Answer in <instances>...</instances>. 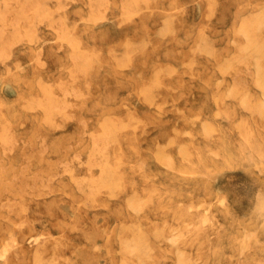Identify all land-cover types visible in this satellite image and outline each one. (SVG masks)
<instances>
[{
	"label": "rangeland",
	"instance_id": "rangeland-1",
	"mask_svg": "<svg viewBox=\"0 0 264 264\" xmlns=\"http://www.w3.org/2000/svg\"><path fill=\"white\" fill-rule=\"evenodd\" d=\"M95 1L0 0V264H264V0Z\"/></svg>",
	"mask_w": 264,
	"mask_h": 264
},
{
	"label": "bare ground",
	"instance_id": "bare-ground-1",
	"mask_svg": "<svg viewBox=\"0 0 264 264\" xmlns=\"http://www.w3.org/2000/svg\"><path fill=\"white\" fill-rule=\"evenodd\" d=\"M26 1L28 2V0H26ZM58 1H62V0H58ZM91 1H92V0H91ZM98 1H100V0H98ZM98 1L96 0L95 3H99ZM101 1H102V0H101ZM122 1H123V0H122ZM122 1H120V3H121ZM125 1H127V0H125ZM143 1L145 2V0H143ZM14 2L16 3V1H14ZM31 2H33V1H31ZM36 2H38V0H36ZM42 2H43V0H42ZM42 2H41V3H42ZM102 2H103V1H102ZM129 2H130V1H129ZM211 2H212V1H211ZM33 3H34V2H33ZM59 3H60V2H59ZM59 3H58V4H59ZM62 3H63V2H62ZM122 3H125V2H122ZM122 3H121V4H122ZM130 3H131V2H130ZM28 4L30 5V4H32V3H29V2H28ZM47 4H48V3H47ZM47 4L45 3V5H47ZM60 4H61V3H60ZM100 4H101V3H100ZM263 4H264V3H263ZM18 5L21 6L22 4L19 3ZM43 5H44V3H43ZM124 5L127 6L128 4L126 3V4H124ZM35 6H36V5H35ZM35 6H34V7H35ZM39 6H40V3H38V10H36V7L34 8L36 12L39 11ZM128 6H131V4L128 5ZM22 7H23V6H22ZM22 7H21V8H22ZM32 7H33V6H32ZM43 7L46 8L47 6H43ZM43 7H42V9H43ZM60 7H62V6L60 5ZM60 7L58 6V7H56V8L58 9V8H60ZM63 7H64V6H63ZM94 7H95V4H94ZM122 7H123V4H122ZM122 7H121V8H122ZM132 7H133V6H132ZM18 8H19L18 11H17V10H16V11L19 13V11H20V7L18 6ZM48 8H49V5H48ZM95 8H96V7H95ZM124 8H125V7H124ZM0 9H1V8H0ZM9 9H10V8H9ZM15 9H17V8H15ZM34 9H33V10H34ZM42 9H41V11H42ZM50 9H51V8H50ZM90 9H91V8H90ZM127 9H128V7H127ZM130 9H131V7H130ZM132 9H133V8H132ZM261 9H262V8H261ZM45 10H47V9H45ZM45 10H44V11H45ZM48 10H49V9H48ZM48 10H47V11H48ZM124 10H125V9H124ZM0 11H1V10H0ZM16 11H15V12H16ZM21 11H22V9H21ZM44 11H42V13H43ZM47 11H46V12H47ZM49 11H51V10H49ZM49 11H48V13H49ZM12 12H13V11H12ZM12 12H11V13H12ZM32 12H34V11H32ZM46 12H45V13H46ZM126 12H127V11H126ZM126 12H125V13H126ZM128 12H129V11H128ZM134 12H135V11H134ZM259 12H260V11L257 10V12H255V13H259ZM6 13H9V12H6ZM18 13H16V14H18ZM26 13H27V12H26ZM26 13H25V14H26ZM132 13H133V12H132ZM209 13H210V12H209ZM211 13H212V12H211ZM16 14H15V19H16V17L18 16V15L16 16ZM21 14L23 15L22 12H21ZM34 14H35V13H34ZM39 14H40V12H39ZM49 14H50V13H49ZM121 14H122V12H121ZM121 14H120V15H121ZM246 14H247V13H246ZM19 15H20V14H19ZM46 15H47V14H46ZM50 15H51V14H50ZM256 15H258V14H256ZM256 15L254 14V16H256ZM262 15H263V13H262ZM28 16H30V15H28ZM40 16H42V15H40ZM48 16H49V15H48ZM52 16H53V14H52ZM52 16H51V17H52ZM87 16H88V15H87ZM23 17H25L26 19L23 18ZM23 17H22V16H20V17L18 16L17 19H19V18H23V19H25V20H24V22H25L28 18H30V17H26V16H23ZM38 17H39V16H38ZM43 17L45 18V15H44ZM49 17H50V16H49ZM59 17H60V16H59ZM95 17H96V15H95ZM5 18H6V17H5ZM82 18H83V17H82ZM252 18H253V17H252ZM254 18H255V17H254ZM257 18H258V16H257ZM260 18H262V20H264V15H263V17L261 16V17H259V19H258V20L261 22V19H260ZM12 19H13V18H12ZM15 19H14V20H15ZM122 19H123V18H122ZM6 20L8 21V20H10V19H6ZM32 20H34V19H32ZM32 20H31V21H32ZM60 20H62V18H60ZM254 20H255V19H254ZM254 20H253V19H252L251 21L249 20V22L252 23V21L254 22ZM258 20H256V21H258ZM7 21H6V22H7ZM12 21H13V20H12ZM18 21H20V20H18ZM27 21H28V20H27ZM27 21H26V22H27ZM38 21H39V20H38ZM242 21H243V20H242ZM256 21H255V22H256ZM1 22H2V21H1ZM8 22H9V21H8ZM14 22H16V21H14ZM122 22H124V21H122ZM245 22H246V21H245ZM255 22H254L253 25L256 26V24H257L258 22H257V23H255ZM263 22H264V21H263ZM4 23H5V22H4ZM12 23H13V22H12ZM12 23L10 22L9 24H12ZM30 23H31V22H30ZM32 23H33V22H32ZM42 23H43V22H42ZM60 23H61V22H60ZM120 23H121V21H120ZM243 23H244V21H243ZM28 24H29V22H28ZM50 24H51V23H50ZM52 24H53V23H52ZM61 24H62V23H61ZM248 24H249V23H247V30H248V31H247V34L249 35V34H251V32H249V31H251V30H253V29H251V30L248 29V28H250V26H249ZM260 24H261V23H260ZM5 25H6V23H5ZM16 25H17V24H16ZM29 25H30V24H29ZM118 25H119V24H118ZM244 25H245V24H244ZM250 25H251V24H250ZM253 25H252V26H253ZM7 26H8V23H7ZM13 26H15V24H14ZM52 26H53V25H52ZM59 26H60V25H59ZM252 26H251V28H254V29H255L256 27H258V26H256V27H252ZM262 26H263V25H262ZM262 26H260V27H261L260 29H262V28L264 27V26H263V27H262ZM31 27H32V26H31ZM50 27H51V25H50ZM11 28H13V27L11 26ZM15 28L17 29V26H15ZM25 28H26V27H25ZM27 28H28V27H27ZM29 28H30V27H29ZM53 28H54V26H53ZM62 28H63V27H62ZM30 29H33V28H30ZM30 29H28V30H30ZM260 29H259V30H260ZM13 30H15V29L13 28ZM62 30H63V29H62ZM256 30H257V29H256ZM262 30H263V29H262ZM262 30H261V31H262ZM25 31H26V30H25ZM31 31H33V30H31ZM261 31H260V32H261ZM10 32H11V34H12V36H13L14 33L17 34L18 29H17L16 31H13V32H12V30H11ZM10 32H8V33L10 34ZM34 32H36V30H35ZM248 32H249V33H248ZM253 32H255V31H254V30L252 31V34H253V36H254V33H253ZM256 32H257V31H256ZM262 32H263V31H262ZM28 33H29V31H28ZM30 33H31V32H30ZM62 33H64V32L62 31ZM258 33H259V31L257 32V35H258ZM263 33H264V32H263ZM2 34H3V33H2ZM11 34L8 35V37H10ZM18 34H20V33H18ZM31 34H33V32H32ZM34 34H35V33H34ZM60 34H61V33H60ZM64 34H66V33H64ZM14 35H15V34H14ZM29 35H30V34H29ZM255 35H256V34H255ZM257 35H256V36H257ZM30 36H31V35H30ZM30 36H29V37H30ZM65 36H66V35H65ZM203 36H204V35H203ZM8 37H7V38H8ZM13 37H14V36H13ZM13 37H11L12 40H13ZM17 37H19V35H18ZM29 37H28V38H29ZM74 37H75V36H74ZM200 37H201V36H200ZM257 37L259 38V36H257ZM260 37H261V36H260ZM5 38H6V37H5ZM7 38H6V39H7ZM15 38H16V37H15ZM58 38H59V37H58ZM62 38H63V37H62ZM203 38H205V39L207 40V38H209V37H208V36H207V37L205 36V37H203ZM203 38H202V40H204ZM254 38H255V37H254ZM263 38H264V37H263ZM263 38H262V39H263ZM71 39H73V42H74V40H76V39H74V38H72V37H71ZM71 39H70V40H71ZM249 39L251 40V42L254 41L253 38L251 39V38L249 37ZM259 39H260V38H259ZM0 40H1V39H0ZM8 40H9V39H8ZM14 40H15V39H14ZM28 40H30V39H28ZM28 40H27V41H28ZM31 40H32V39H31ZM210 41H211V40H210ZM244 41H245V40H244ZM244 41H243V43H244L245 45L249 44V43H247V42L245 43ZM258 41H259V40H258ZM12 42H13V41H12ZM15 42H16V41H15ZM17 42H18V41H17ZM17 42H16V43H17ZM30 42H32V41H30ZM30 42H29V43H30ZM202 42H203V41H202ZM212 42H213V41H212ZM212 42H211V43H212ZM4 43H5V42H4ZM4 43H3L2 46H4ZM71 43H72V40H71ZM77 43H78V42H77ZM204 43H205V42H204ZM208 43H209V42H208V40H207L206 43H205L204 45H206V46L208 47V45H207ZM243 43H242V44H243ZM254 43H256V42L254 41ZM257 43H258V42H257ZM1 44H2V43H1ZM10 44H11V43H10ZM201 44H202V45H201V47H202V46H203V43H201ZM242 44H239V45L242 46ZM244 44H243V45H244ZM260 44H263V43H260ZM5 45H6V43H5ZM7 45H8V44H7ZM11 45H12V44H11ZM209 45H210V44H209ZM237 45H238V44H237ZM257 45H258V44H257ZM2 46H0V47H1V49L3 50L4 47H2ZM71 46H72V45H71ZM240 46H239V50L241 49ZM263 46H264V45H263ZM136 47H138V46L136 45ZM209 47H210V48L213 47V44H212V46L210 45ZM237 47H238V46H237ZM259 47H260V46H258V48H259ZM8 48H9V47H8ZM250 48H251V47H250ZM261 48H262V47H261ZM261 48H259V49H261ZM123 49H126V48H123ZM123 49L121 50L122 52H123ZM134 49H135V47H134ZM201 49H202V48H201ZM252 49H253V48H252ZM109 50H110V49H109ZM135 50H136V49H135ZM202 50H203V49H202ZM206 50H207V48L205 49V52H206ZM209 50H210V49H209ZM212 50H213V49H212ZM212 50H211V52H212ZM3 51H4V50H3ZM110 51H111V50H110ZM124 51H125V50H124ZM259 51H260V50H259ZM259 51H258V52H259ZM4 52H6V49H5ZM239 52H240V51H239ZM0 53H1V51H0ZM6 54H7V53H6ZM124 54H125V52H124ZM237 54L239 55V53H237ZM1 55H3V52L1 53ZM113 55L117 56L116 54H113ZM4 56H5V55H3V57H4ZM7 56H9V53L7 54ZM7 56H6L5 58H7ZM78 56H79V55H78ZM249 56H250V55H249ZM253 56H254V54H253ZM263 56H264V55H263ZM263 56H262V57H263ZM112 57H113V56H112ZM79 58H80V57H79ZM227 58H228V57H227ZM250 58H251V57H250ZM81 59H82V57H81ZM225 59H226V58H225ZM232 59H233V58L231 57L230 60H232ZM236 59H237V58H235V59H233V60H236ZM258 59L261 60V55H260V58L258 57ZM262 59H264V58H262ZM121 60H122V59H121ZM123 60L126 62V58H125V59L123 58ZM123 60H122V61H123ZM192 60H193V59H192ZM195 60H196V59H195ZM226 60H227V59H226ZM233 60H232V61H233ZM239 60H240V61H239ZM247 60H248V58H247ZM1 61H3V60H1ZM40 61H41V60H40ZM82 61H83V59H82ZM124 61H123V62H124ZM193 61H194V60H193ZM193 61H191V63H193ZM227 61H228V60H227ZM232 61H229V62L231 63ZM243 61H244V58H243ZM245 61H246V60H245ZM250 61H251V60H250ZM252 61H253V60H252ZM261 61H262V60H261ZM12 62H13V61H12ZM80 62H81V61H80ZM229 62H228V64H229ZM236 62H239V63H240V62H241V59L238 58V60H237ZM39 63H40V62H39ZM83 63H84V61H83ZM98 63H99V62H98ZM239 63H238V64H239ZM241 63H242V62H241ZM243 63H244V62H243ZM44 64H45V63H44ZM44 64H43V65H44ZM232 64H233V63H232ZM260 64H261V63H259L258 66H259ZM14 65H15V64H14ZM43 65H42V66H43ZM219 65H220V64H219ZM233 65H234V64H233ZM246 65H247V64H246ZM248 65H249V64H248ZM261 65H262V64H261ZM263 65H264V64H263ZM74 66H75V65H74ZM87 66H88V64H87ZM230 66H231V65H230ZM230 66H229V67H230ZM252 66H253V65H252ZM7 67H8V66H7ZM222 67H223V65H222ZM231 67H232V66H231ZM254 67H255V66H254ZM78 68H79V66H78ZM247 68H248V67H247ZM255 68H256V67H255ZM263 68H264V67H263ZM8 69H9V68H8ZM8 69H7L6 71H9ZM73 69H74V68H73ZM80 69H81L82 71L84 70L82 67L79 68L78 70H80ZM238 69H239V68H238ZM78 70H77V71H78ZM245 70H247V69H245ZM258 70H259V69H258ZM261 70H263V69H261ZM70 71H72V69H71ZM75 71H76V70H75ZM162 71H163V70H162ZM224 71H225V70H224ZM234 71H235V70H234ZM239 71H240V70H239ZM256 71H257V70H256ZM72 72H74V71H72ZM83 72H84V71H83ZM244 72H245V71H244ZM75 73H76V72H75ZM236 73H237V72H236ZM245 73H246V72H245ZM262 73H263V72H262ZM262 73H261V74H262ZM84 74H85V73H83V75H84ZM74 75H75V74H74ZM170 75H171V74H170ZM70 76H71V75H70ZM75 76H76V75H75ZM75 76H72V77H75ZM263 76H264V74H263ZM76 77L79 79L78 76H76ZM253 78H254V77H253ZM255 78H256V77H255ZM73 79H74V78H73ZM256 79H257V78H256ZM256 79H254V81H256ZM232 80H233V78H232ZM61 82H62V83H63V82H66V80H65V81H61ZM256 82H258V80H257ZM62 83H61V84H62ZM233 83H234V82H233ZM63 84H65V86H66V83H63ZM241 84H242V83H241ZM254 84H257V83L254 82ZM146 85H148V84H146ZM232 85H233V84H232ZM236 85H237V83H236ZM239 85H240V83H238V86H239ZM258 85H259V83L257 84L256 87H258ZM234 86H235V83H234ZM234 86H233V87H234ZM238 86H237V87H238ZM262 86H263V84H262ZM59 87H60V86H59ZM66 87H67V86H66ZM237 87H234V88L236 89ZM242 87H243V86H242ZM263 87H264V86H263ZM60 88H61V87H60ZM60 88H59V89H60ZM64 88H65V87H64ZM244 88H245V87H244ZM258 88H260V87H258ZM46 89H48V87H47ZM61 89H63V88H61ZM65 89L67 90L68 88H65ZM147 89H148V88H147ZM242 89H243V88H242ZM260 90H261V88H260ZM60 91H61V90H60ZM68 91H69V89H68ZM146 91L149 92V90H146ZM227 92H228V91H227ZM78 93H79V92H78ZM245 93H246V92L244 91V94H245ZM263 93H264V92H263ZM146 94H147V93H146ZM160 94H161V93H160ZM30 95H31V94H30ZM263 95H264V94H263ZM145 96H147V95H145ZM149 96H150V95H149ZM155 96H156V95H155ZM244 96H245V95H244ZM152 97H153V96H152ZM34 99H35V98H34ZM150 99H151V98H150ZM51 100H52V96H51ZM51 100H50V102H51ZM56 100H57V99H56ZM260 100H261L260 103H262V99H260ZM260 100H258V101H260ZM33 101L38 102V101H36V100H33ZM150 101H151V100H150ZM241 101H242V100H241ZM53 102H54V101L52 100V104H54ZM38 103H39V102H38ZM38 103H36V104H38ZM47 103H48V102H47ZM57 103H59V102L57 101ZM255 103H256V102H255ZM260 103H259V104H260ZM29 104H30V103H29ZM34 104H35V103H33V105H34ZM36 104H35V105H36ZM42 104H43V103H42ZM42 104H41V105H42ZM50 104H51V103H50ZM52 104L50 105L52 108H53L54 105L56 106V104H54L53 106H52ZM70 104H71V103H70ZM247 104H248V103H247ZM247 104H245V105H247ZM253 104H254V103H253ZM262 104H263V103H262ZM262 104H260V105H262ZM22 105H23V104H22ZM39 105H40V104H39ZM59 105H60V104H59ZM254 105H255V104H254ZM44 106H45V105H44ZM50 106H49V107H50ZM57 106H58V105H57ZM249 106H250V105L248 104V106H247L246 108H248ZM251 106H252V105H251ZM257 106H258V105H257ZM34 107H35V106H34ZM47 107H48V106H47ZM49 107H48V109H49ZM51 107H50V108H51ZM252 107H253V106H252ZM260 107H261V106H260ZM260 107H259V109H260ZM52 108H51V111H52L53 109H56V108H53V109H52ZM58 108H59V107H58ZM64 108H65V107H64ZM64 108H63L62 110H64ZM66 108H67V107H66ZM66 108H65V110H66ZM261 108H262V107H261ZM33 109H34V108H33ZM60 109H61V108H60ZM248 109H249V108H248ZM253 109H254V107H253ZM263 109H264V107H263ZM263 109H261L262 112H263ZM178 110H179V109H178ZM180 110H182V109H180ZM59 111H60V110H59ZM251 111H252V110H251ZM257 111H258V110H257ZM60 112H61V111H60ZM262 112H261V114H262ZM49 113H50V112H49ZM263 113H264V112H263ZM259 114H260V113H259ZM63 115H65V114L63 113ZM63 115H61V116H63ZM66 115L69 116V115H71V114H68V113L66 112ZM228 115H229V114H228ZM47 117H48V116H47ZM71 118H72V117H71ZM106 118H107V117H106ZM51 119H52V118H51ZM53 119H54V118H53ZM103 119H104V118H103ZM42 120H43V119H42ZM104 120H106V119H104ZM104 120H103V121H104ZM241 120H242V119H241ZM44 121H45V120H44ZM45 122H46V121H45ZM58 122H59V121H58ZM63 122H64V121H63ZM133 122L135 123V121H133ZM59 123H60V122H59ZM129 123H130V121H129ZM129 123H127L128 127H129ZM57 124H58V123H57ZM60 124H61V123H60ZM58 125H59V124H58ZM112 125H115V124H112V123H111V126H112ZM122 125H123V124H122ZM59 126L61 127V125H59ZM136 126H137V125H136ZM117 127H118V124H117ZM203 127H204V126H203ZM205 127H206V124H205ZM6 128H7V126H6ZM102 128H103V127H102ZM111 128H112V127H111ZM114 128H115V127H114ZM118 128H120V127H118ZM118 128H116V129L119 131ZM142 128H143V127H142ZM208 129H209V128H208ZM117 130H116V131H117ZM204 130L207 131V129H204ZM113 131H114V130H113ZM207 132H208V131H207ZM207 132H206V133H207ZM237 132H238V131H237ZM185 133H186V132H185ZM98 134H99V133H98ZM198 134H199V133H198ZM207 134H208V133H207ZM115 135H116V133H115ZM115 135H113L112 137H114ZM2 136H3V135H2ZM175 136H176V135H175ZM92 138H93V137H92ZM251 138L254 140L253 137H251ZM102 139H103V138H102ZM114 139H115V137H114ZM171 139H172V138H171ZM171 139H170V140H171ZM255 140H256V139H255ZM92 141H93V140H92ZM106 141H109V140L107 139ZM106 141H105V142H106ZM112 141H114V140H112ZM94 142H95V141H94ZM102 143H103V142H102ZM168 143H169V142H168ZM97 144H98V143H97ZM184 144H185V143H184ZM101 145H102V144H101ZM162 145L164 146V144H162ZM162 145H161V146H162ZM94 146H95V145H94ZM96 146H97V145H96ZM99 146H100V145H99ZM106 146H107V145H106ZM134 146H135V145H134ZM104 147H105V144H104ZM104 147H103V148H104ZM164 147H165V146H164ZM11 148H12V147H10V149H11ZM99 148H100V147H99ZM107 148H108V147H107ZM178 148H179V147H178ZM5 150H6V149H5ZM44 150H45V149H44ZM104 150H106V149L104 148ZM104 150H103V151H104ZM159 150H160V149H159ZM9 151H10V150H9ZM94 151H95V150H94ZM103 151H102V157H100V158L103 159V157H104V160H105V158L107 159V157H106L107 155L105 154L106 151H105V153H103ZM156 151H157V149H156ZM180 151H181V150H180ZM100 152H101V151H100ZM123 152H124V151H123ZM136 152H137V151H136ZM158 153L161 154L160 151H159ZM98 154H99V152H98ZM107 154H108V153H107ZM109 154H110V153H109ZM109 154H108V155H109ZM120 154H121V153H120ZM78 155H79V154H78ZM89 155H90V154H89ZM103 155H104V156H103ZM105 155H106V156H105ZM90 156H92V155H90ZM94 156L98 159V157L96 156V154H95ZM109 156H110V155H109ZM168 156H170V155H168ZM168 156H167V157H168ZM95 157H94V158H95ZM159 157H160V156H159ZM165 158H166V157H165ZM169 158H171V156H170ZM78 159H79V158H78ZM97 159H94V160H97ZM108 159H109V158H108ZM166 159H168V158H166ZM86 160H87V159H86ZM104 160H103V161H104ZM109 160H110V159H109ZM168 160H169V159H168ZM97 161H98V160H97ZM97 161H96V162H97ZM101 161H102V160H101ZM142 161H143V160H142ZM166 161H167V160H166ZM169 161H170V160H169ZM172 161H173V160H172ZM38 162H39V161H38ZM88 162H90V161H88ZM92 162H93V161H92ZM96 162H95V165H97V164H99V166L101 165V162H100V163L98 162L97 164H96ZM104 162H105V161H104ZM104 162H102L103 166H100V169H101V167H103V168L105 167ZM106 162H107V160H106ZM110 162H111V161H110ZM110 162L108 161L109 165H110ZM160 162H161V161H160ZM164 162H165V161H164ZM170 162H171V161H170ZM170 162H169V163H170ZM41 163H42V162H41ZM161 163H162V162H161ZM88 164H90V163H88ZM165 164H166V163H165ZM165 164H164V165H165ZM255 164H256V163H255ZM95 165H94V166H95ZM110 166H112V163H111ZM166 166H167V165H166ZM168 166H169V164H168ZM65 167H66V166H65ZM67 167H69V166H67ZM67 167H66V169H67ZM90 167H91V166H90ZM112 167H113V166H112ZM112 167H109V168L111 169ZM138 167H139V166H138ZM172 167H173V166H172ZM255 167H256V166H255ZM72 168H73V170H74V167H72ZM107 168H108V166H107ZM70 169H71V168H70ZM105 169H106V168H105ZM88 170H89V169H88ZM102 170H103V172H104V169H102ZM112 170H113V169H112ZM257 170H258V169H257ZM260 170H261V169H260ZM71 171H72V170H71ZM90 171H91V170H90ZM72 172H73V171H72ZM103 172L101 171V173H103ZM101 173H100V174H101ZM54 175H55V174H54ZM56 175H57V174H56ZM56 175H55V176H56ZM61 175H62V174H61ZM103 175H104V173H103ZM103 175H102V178H98V179H100V180H101V179H104V178H103V177H104ZM111 175H112V174H111ZM111 175H109V176L111 177ZM117 175H118V174H117ZM92 176H93V175H92ZM98 176H99V175H98ZM98 176H97V177H98ZM119 176H120V175H119ZM52 177H54V176H52ZM100 177H101V176H100ZM112 177H113V176H112ZM112 177H111V179H112ZM118 178H120V177H118ZM50 179L52 180L51 177H50ZM50 179H49V180H50ZM94 179H95V178H94ZM98 179H96L97 182H98ZM105 179H106V176H105ZM105 179H104V181H106ZM109 179H110V178H108V180H109ZM111 179H110V180H111ZM113 179H114V178H113ZM113 179H112V180H113ZM116 179H117V178H116ZM121 179H122V178H121ZM85 180H86V179H85ZM100 180H99V181H100ZM114 180H115V179H114ZM117 181H118V180H117ZM117 181H114V183L116 182L115 184H116V185H119V183H118ZM251 181H252V180H251ZM79 182H80V181H79ZM102 182H103V180H102ZM106 182H107V181H106ZM108 182H110V181H108ZM108 182H107V184H108ZM111 182H112V181H111ZM230 182H231V181H230ZM41 183H42V182H41ZM88 183H89V182H88ZM251 183H252V182H251ZM256 183H257V182H256ZM42 184H44V183H42ZM80 184H81V183H80ZM95 184H96V182H95ZM95 184H94V185H95ZM100 184H101V183H100ZM107 184H106V185H107ZM112 184H113V183H112ZM89 185H90V184H89ZM98 185H99V183H98ZM103 185H104V184H103ZM101 186H102V185H101ZM114 186H115V185L113 184V188H114ZM234 186H236V184H235ZM42 187H43V185H42ZM44 187H47L46 184H44ZM80 187H81V186H80ZM96 187H97V186H96ZM99 187H100V186H99ZM107 187H108V186H107ZM109 187H110V186H109ZM109 187H108V188H109ZM257 187H258V185H257ZM84 188H85V185H84L83 189H84ZM116 188H117V186H116ZM86 189H87V188H86ZM111 189H112V187H111ZM84 190H85V189H84ZM109 190H110V189H109ZM112 190H114V189H112ZM85 191H87V190H85ZM110 191H111V190H110ZM135 191H136V190H135ZM112 193H114V192L112 191ZM133 193L136 194V192H133ZM110 194H111V192H110ZM116 194H117V193H116ZM135 194H133V197H134V198H135V196H134ZM223 194H224V193H223ZM129 195H130V194H129ZM131 195H132V194H131ZM131 195H130V196H131ZM127 197H128V196H127ZM133 197H131V198L129 197V198H130L129 201H131V206L133 205L132 207H130L131 209H133V207H134L135 204H138V203H136V202H135V204L133 203V202H134V201H132V200L134 199ZM218 197H219V196H218ZM224 197H225V195H224ZM138 198H139V197H138ZM220 198H221V197H220ZM127 199H128V198H127ZM204 200H205V199H204ZM225 200H226V199H225ZM240 200H241V199H240ZM135 201H136V199H135ZM144 201H146V200H144ZM218 201H219V199L216 200V202H218ZM220 201H221V200H220ZM84 202H86V201H84ZM209 202H210V201H209ZM223 202H224V200H223ZM132 203H133V204H132ZM179 203H181V202H179ZM245 203H246V202H245ZM86 204H87V202H86ZM240 204H241V201H240ZM138 205H139V204H138ZM138 205H136V206H138ZM186 205H187V203H186ZM136 206H135L134 209H136ZM200 206H202V203H201ZM138 207H140V206H138ZM24 208H25V207H24ZM137 209H138V211H139V208H137ZM186 210H187V209H186ZM135 211H136V210H135ZM135 211H134V212H135ZM139 212H140V211H139ZM139 212H137V215L139 214ZM199 213H202V212H199ZM207 214H208V213H207ZM202 216H203V215L201 214V217H202ZM210 216H211V215H210ZM210 216H207V218H208V217L210 218ZM205 217H206V216H205ZM209 218H208V219H209ZM204 219H205V218H204ZM209 220H210V219H209ZM33 222H34V221H33ZM138 222H140V221L138 220ZM20 223H23V222H20ZM45 223H46V221H45ZM129 223H130V222H129ZM203 223H204V222H203ZM18 224H19V223H18ZM20 226H21V224H20ZM17 227H18V225H17ZM129 227H130V225H129ZM129 227H128V228H129ZM133 227H135V229L137 230V231H136V230L134 229V231L137 232V233L139 234V232H140V230H141V229L139 228V226H137V227H138L140 230L137 229L136 225H132V228H133ZM170 227H171V226H170ZM128 228H127V229H128ZM161 229H162V228H161ZM170 229H171V228H170ZM132 231H133V230H132ZM134 231H133V232H134ZM138 231H139V232H138ZM141 231H142V230H141ZM143 232H144V231H143ZM140 233H141V232H140ZM155 233H156V232H155ZM181 233H182V232H181ZM141 234H142V233H141ZM133 235H134V234H133ZM135 235H136V234H135ZM158 235H160V234H158ZM256 235H257V233H256ZM39 236H40V234H39ZM136 236H137V235H136ZM139 236H140V235H139ZM139 236H137L138 239L140 238ZM142 236H143V235H142ZM173 236H174V235H173ZM173 236H170V237H173ZM175 236H177V235L175 234ZM175 236H174V237H175ZM31 237H32V236H31ZM131 237H132V235H131L130 238H129L130 240H133V239L135 238V237L133 236L134 238L132 237L133 239H131ZM156 237H157V235H156ZM160 237H161V236H160ZM168 237H169V236H168ZM255 237H256V236H255ZM38 238L40 239V237H38ZM141 238H144V237H141ZM154 238H155V237H154ZM157 238H158V237H157ZM165 238H166V237H165ZM124 239L127 241V236H126V238L124 237ZM129 239H128V241H127L128 243H129ZM138 239H137V241H138ZM171 239H172V238H171ZM13 240H14V239H13ZM125 240H124V242H126ZM142 240H143V239H142ZM173 240H176V239L173 238ZM35 241H36V240H35ZM134 241H135V240H133V244H134ZM137 241H135V242H137ZM139 241L141 242V239H140ZM144 241H146V239H144ZM258 241H260V240H258ZM124 242H123V245L125 244ZM127 242H126V243H127ZM173 242H174V241H173ZM7 243H8V242H7ZM56 243H57V242H56ZM128 243H127V244H128ZM130 243H131V241H130ZM130 243H129V244H130ZM138 243H139V242H138ZM138 243L135 244L136 247H138V245H137ZM145 243H146V242H145ZM148 243H149V242H147L146 245H148ZM160 243H161V242H160ZM257 243H258V242H257ZM259 243H260V242H259ZM29 244H30V243H29ZM39 244H40V243H39ZM44 244H45V243H44ZM129 244L126 246V248H129V246L132 245V244H130V245H129ZM141 244L144 245V243H141ZM141 244H140V245H141ZM172 244H173V243H172ZM174 244H175V243H174ZM176 244H177V243H176ZM176 244H175V245H176ZM40 245H41V244H40ZM125 245H126V244H125ZM135 245H134V246H135ZM146 245L143 246V247H144L143 252L145 251V252L147 253V250H148V249L145 250V248H150V250H151V247H147ZM132 246H133V245H132ZM149 246H151V245H149ZM154 246H155V245H154ZM170 246H172V245H170ZM177 246H178V245H177ZM214 246H215V245H214ZM136 247H134V248L132 247V250L134 251V249H135ZM139 247H140V248H139ZM139 247H138L137 249H140V250L143 249L141 246H139ZM174 247H176V246H174ZM176 248H177V247H176ZM123 249H124V248H123ZM137 249H136V250H137ZM2 250H3V249H2ZM4 250H5V249H4ZM121 250H122V249H121ZM125 250H126V249H125ZM130 250H131V249L129 248V251H130ZM132 250H131V251H132ZM140 250H139V251H140ZM180 250H181V249H180ZM131 251L129 252V254H131V255L134 254L133 251H132V253H131ZM137 251H138V250H137ZM137 251H136V254H137ZM152 251H153V250H152ZM33 252H34V251H33ZM140 252H141V254L143 255V252H142V251H140ZM145 252H144V254H145ZM148 252H149V250H148ZM181 252H182V251H181ZM39 253H40V252H39ZM127 253H128V252H127ZM50 254H51V253H50ZM136 254H135V255H136ZM139 254H140V253H139ZM177 254H179V253H177ZM146 255H147V254H146ZM146 255H145L144 257L152 258V256L150 257L149 254H148V256H146ZM150 255H151V254H150ZM183 255H184V253H182V256H181L179 259H181V260L184 262V261H186V260H183V258H182ZM42 256H43V255H42ZM42 256H41V257H42ZM136 256H138V255H136ZM41 257H40V258H41ZM52 257H53V256H52ZM141 257H142V256H141ZM144 257H143V258H144ZM178 257H179V256H178ZM188 257H189V256H188ZM3 258H4V257H3ZM44 258H45V256H44ZM46 258L48 259V258H50V257L48 256V257H46ZM138 258H139V256L137 257V260L140 259V258H139V259H138ZM186 259L188 260V258H186ZM39 260H40V261H43L42 259H39ZM44 260H46V259H44ZM192 260H193V259H192ZM36 261H38V259H36ZM46 261H47V260H46ZM50 261H52V260L50 259ZM139 261H140V260H139ZM142 261H143V263H145V260H141V262H142ZM188 261H189V260H188ZM261 261H262V260H261ZM33 262H34V261H33ZM38 262H39V261H38ZM55 262H56V261H55ZM179 262H180V260H179ZM179 262H177L176 264H178ZM183 262H182V263H183ZM189 262L191 263L192 261L190 260ZM41 263H42V262H41ZM41 263H40V264H41ZM47 263H48V261H47ZM143 263H142V264H143ZM187 263H188V262H187ZM252 264H253V263H252Z\"/></svg>",
	"mask_w": 264,
	"mask_h": 264
}]
</instances>
